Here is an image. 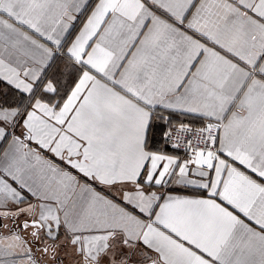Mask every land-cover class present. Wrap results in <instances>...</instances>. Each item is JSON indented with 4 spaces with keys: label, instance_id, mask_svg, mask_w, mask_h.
Listing matches in <instances>:
<instances>
[{
    "label": "snow or ice",
    "instance_id": "obj_1",
    "mask_svg": "<svg viewBox=\"0 0 264 264\" xmlns=\"http://www.w3.org/2000/svg\"><path fill=\"white\" fill-rule=\"evenodd\" d=\"M0 264H264V0H0Z\"/></svg>",
    "mask_w": 264,
    "mask_h": 264
},
{
    "label": "crops",
    "instance_id": "obj_2",
    "mask_svg": "<svg viewBox=\"0 0 264 264\" xmlns=\"http://www.w3.org/2000/svg\"><path fill=\"white\" fill-rule=\"evenodd\" d=\"M192 123H196V121H191Z\"/></svg>",
    "mask_w": 264,
    "mask_h": 264
}]
</instances>
